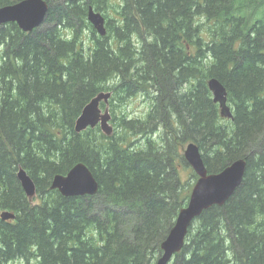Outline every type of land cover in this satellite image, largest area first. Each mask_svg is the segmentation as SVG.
I'll list each match as a JSON object with an SVG mask.
<instances>
[{
  "label": "trees",
  "instance_id": "16d2710c",
  "mask_svg": "<svg viewBox=\"0 0 264 264\" xmlns=\"http://www.w3.org/2000/svg\"><path fill=\"white\" fill-rule=\"evenodd\" d=\"M45 1L32 32L0 25V210L16 215L0 219V264H156L190 200L181 170L193 142L209 173L240 159L247 169L225 205L194 221L170 264H264V0ZM91 7L106 19L103 37ZM212 78L226 87L233 120L220 116ZM102 92L112 94L115 131L77 133ZM138 95L153 109L135 119L128 107ZM78 163L96 195L50 189ZM20 169L42 203L29 202Z\"/></svg>",
  "mask_w": 264,
  "mask_h": 264
},
{
  "label": "water",
  "instance_id": "95a60500",
  "mask_svg": "<svg viewBox=\"0 0 264 264\" xmlns=\"http://www.w3.org/2000/svg\"><path fill=\"white\" fill-rule=\"evenodd\" d=\"M48 11L49 5L45 0H22L13 5L0 7V25L16 23L23 32L29 33L43 24ZM88 21L100 36L107 34L104 15L92 7L88 12ZM208 87L214 103L219 105L220 116L233 120L234 113L228 102L226 87L216 78L208 81ZM111 97V92H102L93 98L77 118L75 131L82 133L89 128L100 126L107 136H111L114 127L110 123V110L107 108L103 112L100 107L102 102L109 104ZM184 157L198 176V180L192 189L188 205L179 212L175 225L163 241L161 245L163 253L156 264H170L173 261L175 255L184 248L186 237L194 221L211 207L225 205L242 184L247 169V160L240 159L219 173H209L200 147L194 142L187 145ZM17 178L26 196L30 199L34 198L36 185L27 172L20 169ZM50 189L57 190L66 198L94 196L99 191V184L90 169L84 163H78L66 175L54 176ZM15 218L16 215L9 211L0 213L2 221Z\"/></svg>",
  "mask_w": 264,
  "mask_h": 264
},
{
  "label": "rangeland",
  "instance_id": "374dc122",
  "mask_svg": "<svg viewBox=\"0 0 264 264\" xmlns=\"http://www.w3.org/2000/svg\"><path fill=\"white\" fill-rule=\"evenodd\" d=\"M154 96V95H153ZM132 114L131 117L133 118H141L144 117L145 115H148L152 109H153V103L152 100H147V98L138 95L136 97L133 98V100H131V102L129 103V107H128ZM112 125V123H111ZM113 126V125H112ZM114 127V126H113ZM115 131V129H114ZM163 132L162 130L158 131V135L160 136L162 135ZM188 144L185 145L184 150H183V155H184V151L185 148L187 147ZM183 169L181 170L182 172V179L185 182V185L188 187L191 185V190L193 189L194 184L197 182L198 180V176L195 177V172L193 171V169L191 168V166L188 165H184L182 167ZM2 211L0 210V213ZM35 260H31L29 261V264H35ZM17 264H25V263H17Z\"/></svg>",
  "mask_w": 264,
  "mask_h": 264
},
{
  "label": "flooded vegetation",
  "instance_id": "af4514ba",
  "mask_svg": "<svg viewBox=\"0 0 264 264\" xmlns=\"http://www.w3.org/2000/svg\"><path fill=\"white\" fill-rule=\"evenodd\" d=\"M100 107H101V109H102L103 112H104L105 109H107V108H109V110H110V104H105L104 102L101 103ZM110 113H111V112H110ZM112 121H113V116H112V113H111V122H110V123H112ZM112 125H113V123H112ZM97 127H100V126H97ZM100 129H101V128H100ZM29 202H31V203H33V204H40V203L43 202V200H40V199L37 197V195H36V196H35L34 198H32V199L29 198ZM7 221H10V220H7Z\"/></svg>",
  "mask_w": 264,
  "mask_h": 264
}]
</instances>
